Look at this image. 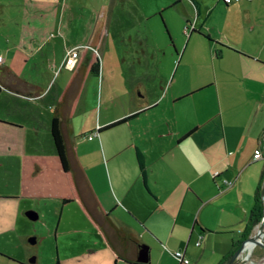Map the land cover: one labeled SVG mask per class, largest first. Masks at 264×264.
Masks as SVG:
<instances>
[{"label":"crops","instance_id":"obj_1","mask_svg":"<svg viewBox=\"0 0 264 264\" xmlns=\"http://www.w3.org/2000/svg\"><path fill=\"white\" fill-rule=\"evenodd\" d=\"M109 1L0 0L6 44L0 49V237L10 243L16 235L18 247H26L19 260L0 243V264H28L32 256V264H64L68 258L99 264V257L102 264H140L144 246L148 264H180L176 252L190 264H227L249 227L259 190L264 199V0L137 1L136 20L151 24L144 32L136 25L123 30L132 57L122 54L121 71L129 68L130 74L121 73L117 96L112 78L105 95L106 62L100 76L86 74L92 53L102 58ZM187 26L195 31L186 32ZM170 29L187 33V44L179 47ZM78 48L79 58L84 54L80 66L79 58L66 64ZM170 49L173 59L163 68L158 53ZM55 77L58 85L51 87ZM90 82L101 84L99 103L97 91L90 96ZM56 110L87 215L77 203L64 202L72 195L51 134ZM42 130L52 137L53 143L46 142L68 195L44 192L52 178L42 155L35 168L26 169L28 134L36 138L31 144L42 147ZM28 170L36 185L26 178ZM38 202H49L52 211L45 214ZM61 202L63 210L78 209L63 219ZM30 210L48 224L36 234ZM31 237L36 244L25 245ZM39 245L47 260L34 250Z\"/></svg>","mask_w":264,"mask_h":264},{"label":"rangeland","instance_id":"obj_2","mask_svg":"<svg viewBox=\"0 0 264 264\" xmlns=\"http://www.w3.org/2000/svg\"><path fill=\"white\" fill-rule=\"evenodd\" d=\"M137 1H140L143 4V3H145L146 1H149V0H115V2H112V0H110L108 2V4H107V8L104 10L105 11L104 14H106V17L103 20V22H104L105 29L108 30V35L104 37V43H102L103 47H102L101 51L103 53H102V58H100V60H101L102 64H103V62H106V66H108V68H106V80H105L106 84H105V87H104V90L106 91L105 95H107V91H108L107 89L109 88V87H107V83L109 82L110 78H112L111 82L114 83V85H115V86L112 85V88H115L114 90L112 89V92H113L112 95H115V96L121 95V73H123V75L130 74V69L129 68H127V72L125 70L121 71V57H122V54H123V56H126V57H132V55H129L130 46L128 44L130 43V39H129L128 36H127V38H125L126 36L122 35L124 28L127 27V25H129V27L136 25L137 31H143L144 27H148L151 24V21L150 22H146V21L142 20V21L139 22L138 20H136L137 17H138L137 12L139 11V4L137 3ZM179 10H181L180 12H182V8L181 7L179 8ZM175 11H178V10H175ZM166 16H167V14H166ZM162 18L163 17L158 16L156 21H158L160 27H162L163 31H165L166 28L164 27V22H163ZM137 21L139 22V24H137ZM128 23H130V24H128ZM153 25L154 24L152 23V26ZM187 28H189L188 31H187ZM190 28H191L190 26L189 27L187 26L185 28V31L186 32H191ZM170 32H171V34L174 35L175 41L178 43L179 47H181V42H184L183 40H185L184 45L187 44L188 35H184V34H187V33H184V34L182 33V35H181V32H183L181 30L177 34L174 29H170ZM164 33L165 34H163V35H164L165 39L168 41L169 37L166 36L167 31L164 32ZM3 41H5V36L4 35H0V49H5L4 47H5L6 44L3 43ZM164 44H166L165 41H164ZM173 49L165 50L162 53L161 52L158 53L159 54V58L158 59H159V62L162 65L163 68L167 67L168 64L170 63V61L173 59L172 58ZM73 50L74 49H72L71 52ZM77 50L80 51V48H78ZM179 58L180 57H177V60L175 61L176 63H175V66H174V71H176V69L178 68V62L180 61ZM68 60H69V58L66 60V62H65L66 64L67 63L69 64V62H67ZM76 62H77V60H76ZM107 71H111L113 73L111 75H109L107 73ZM151 71L154 72V69L152 68ZM189 78H192L191 74L189 75ZM57 79L58 78H56V77L53 79V83H52L51 87L54 86V84L56 86L58 85V83L56 82ZM155 80L156 79L154 78V81ZM100 89H101L100 82H99L98 86L94 85L93 82L89 83L88 91L90 93V96L91 95L93 96L96 91L98 93L97 103L100 102V96H101L100 95V92H101ZM105 97L106 96H104V99H105ZM115 103H118V102H115ZM118 108L121 109V103L118 106ZM46 111L48 113L50 112L51 114H53V112H54L53 110H50L49 108H47ZM51 114H49V115H51ZM45 118L48 119L47 116ZM39 135H40L39 138H41V139H45V136H46V140H43L44 143L42 142V147L38 146L40 144V142H37V141H32L33 143L31 144V140L32 139L36 140V138H34L33 132H30L28 134V139H29L30 143H29V145L26 148V152H29L28 157H27V161L29 162L28 165L30 166V168L26 167V169L32 170L33 167L35 168L37 162L40 161L38 159V156L41 157V155H42V157H44V158H42L40 163H43V164H45L47 166V168H48L47 171L49 172L48 175L52 178V179H49V180L47 179L46 180V182L50 183L51 185H46L44 187V189H43L44 192L53 191L54 193L59 194L60 196L68 195L69 190H68L67 185L64 182V176H63L62 171H61V174L59 173L60 174L59 175V174H57V171L55 170L56 168H58V165H56L53 162V158H54L53 155H56V153L54 151V148H52L51 146L47 145V142H46V141H49L50 143H53L52 142V137L50 136L49 132L47 133L46 131H43V130L39 132ZM32 173H33L32 171L28 170V171H26V175L25 176L28 175L26 178L31 183H35L34 185H36L37 182H38V179L34 178ZM215 173H217V172H215ZM46 175H44L42 177H45ZM16 177H17V175H16ZM48 203L49 202H38L36 204H37V207H39V205L42 204V208H43L44 213L48 214V213H50L52 211V205L48 204ZM263 203H264V201H263ZM64 209L65 210H63V204L61 202V210L62 211H60V212H62L63 219H65L66 216L73 215V213H74L73 209L77 210L78 208L76 206H74V205H72V206L69 205V206L65 207ZM30 211H33V210H30ZM28 221H29V223H31L32 226H34V233L35 234H36V231H38V230L42 231V228L44 229L48 225L47 224L45 226V222L43 220H41V222H39V221H30V220H28ZM38 223H39V226H38ZM40 223L41 224L44 223V226H41ZM18 226H20V230H21L20 232H23L22 231L23 228L25 230V226L22 228V222H20ZM37 226H38V228L36 229ZM61 230H62V228H60V231ZM34 238H36V237H34ZM260 240L264 241V238H262ZM18 241H17L16 235L13 237V239H12V241L10 243L6 242L3 237H0V243L1 244L5 243L4 245L6 246V248L8 250H11L12 252H14V254L19 258V260H23L24 256H25V253H26V247L21 245V247L23 248V250H21L20 247H18V245H19ZM24 242H25V245H29L30 244L29 240L24 241ZM33 247H34V250H36V251L38 250V254H39L40 257H41V254H42V256H44L45 259L47 260L48 255H47V252L44 251V249L42 251H40V253H39V250H41V249H38L40 247V245L39 246H33ZM248 252L249 251H245L244 253H242L240 255V257H241L240 260L244 259L245 257H247L248 256ZM36 257L37 256H32L29 259L28 264H32L31 260L36 258ZM105 259H107V257ZM108 259H110V258H108ZM111 259H112V262H111V260H110V262L114 263L113 262L114 260H113L112 257H111ZM96 261H98L99 264H102V259H100V257L97 258ZM83 263L84 262L81 261L80 264H83ZM10 264H14V263H10ZM60 264H61V262H60ZM64 264H79V263H77L75 261V259L68 258V259H65ZM245 264H264V246L257 245L256 248L251 252V254H250V256L247 259Z\"/></svg>","mask_w":264,"mask_h":264},{"label":"trees","instance_id":"obj_3","mask_svg":"<svg viewBox=\"0 0 264 264\" xmlns=\"http://www.w3.org/2000/svg\"><path fill=\"white\" fill-rule=\"evenodd\" d=\"M194 31H195L194 29L191 30V32H194ZM83 56H84V54L81 55V57L79 58V61L77 63V67L80 66L81 61L83 59ZM86 65H87V67H86L87 68V70H86L87 71V73H86L87 75L92 73L94 75L100 76V74H101V60H100L99 56L95 52L92 53V55L90 57V60L88 61V63ZM8 72H10V71L8 70ZM73 77H74V74H73ZM3 85H4V83L2 81H0V93L2 91L1 87ZM80 93H81V89L79 90L78 96H77V98L75 100L74 107L77 105ZM133 117H135V115H133L131 117H127V118L122 119V120H119L117 122H114V123L102 128V129H97V131L95 133H97L98 136H99L100 131H102V130L104 131V130H108V129H111V128L118 127L121 124L127 122L128 120L132 119ZM51 134H52V137H53V140H54L56 153H57V155L59 157V160H60V163L62 165L63 171L66 174V177H67V180H68V183H69V188H70L71 195H72L71 199H65L64 202L67 203V202H72L73 201V202L77 203L78 206L83 211V213L87 215V210L85 208L84 203L82 202V199L80 198L79 190L76 187V185L74 183V180L72 178V165H71L70 155H69V151H68V149L66 147L65 137H64V134H63V131H62V122H61V119H60V116H59V112L57 110L55 112V116H54L53 121H52ZM93 134L94 133H92V135ZM137 159H138L139 168H140V170L142 172V175L145 176V161H144L143 155L140 152L137 153ZM81 172H82V174H84L82 169H81ZM263 215H264V203H263V199H262V196H261V191L259 190V192L256 194L255 205L253 207V210H252V213H251V217L249 219V227H247V229H246L245 236L243 237V240L237 244L238 245L237 246L238 249L242 246L244 241L246 239H248V237L251 235L253 229L257 225L260 224V222H261V220L263 218ZM234 253H233V255H234Z\"/></svg>","mask_w":264,"mask_h":264},{"label":"water","instance_id":"obj_4","mask_svg":"<svg viewBox=\"0 0 264 264\" xmlns=\"http://www.w3.org/2000/svg\"><path fill=\"white\" fill-rule=\"evenodd\" d=\"M262 195L264 197V188L262 191ZM27 216L31 221H37L39 219V215L36 211H29L27 212ZM258 228H260V230L258 231ZM257 230V231H256ZM256 232V233H255ZM260 232L264 233V215L263 218L260 222V225H257L251 235L248 237V239H246L244 241V243L242 244V246L234 253V255L229 259V261L227 262V264H245L247 259L249 258L251 252L253 251V248L247 249L250 245H253L255 243H258L257 245H262L264 246V241L260 240ZM36 238L32 237L31 239H29V243L31 245H35L36 244ZM245 251H249L248 252V256L245 257L244 259L240 260V255L242 253H244ZM138 263L140 264H148L150 262V256H149V248L148 247H142V250L140 252L139 258H138ZM35 259H32L31 263H34Z\"/></svg>","mask_w":264,"mask_h":264},{"label":"built area","instance_id":"obj_5","mask_svg":"<svg viewBox=\"0 0 264 264\" xmlns=\"http://www.w3.org/2000/svg\"><path fill=\"white\" fill-rule=\"evenodd\" d=\"M240 0H225V2L227 4H231L233 2H239ZM191 30L193 29V27L190 28ZM188 30V28H187ZM69 65H74L75 61L79 58V51L77 49H74L72 52L69 53ZM3 59L2 57H0V64L2 63ZM98 136L97 133H94L93 135H91L89 137L90 140H92L94 137ZM256 155L257 157H259L261 155V150L256 151ZM230 186V184H229ZM198 246H200V242L197 243ZM175 257L178 259V261L180 262V264H190L189 260L185 258L184 253L183 252H176L175 253Z\"/></svg>","mask_w":264,"mask_h":264},{"label":"bare ground","instance_id":"obj_6","mask_svg":"<svg viewBox=\"0 0 264 264\" xmlns=\"http://www.w3.org/2000/svg\"><path fill=\"white\" fill-rule=\"evenodd\" d=\"M260 230V228L258 229V231ZM264 233L263 232H260V239L264 238ZM258 243H255L253 245H250L247 249H250V248H253V250L256 248Z\"/></svg>","mask_w":264,"mask_h":264}]
</instances>
